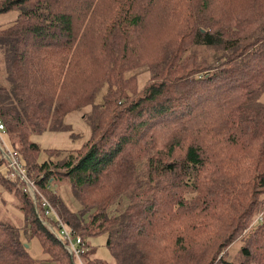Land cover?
Returning a JSON list of instances; mask_svg holds the SVG:
<instances>
[{"label":"trees","instance_id":"16d2710c","mask_svg":"<svg viewBox=\"0 0 264 264\" xmlns=\"http://www.w3.org/2000/svg\"><path fill=\"white\" fill-rule=\"evenodd\" d=\"M11 9L0 28L7 143L84 238L85 264H264V0H0ZM87 105L82 145L39 157L31 135L70 129L65 115ZM15 179L0 192L23 222L0 218V264H78ZM100 232L112 263L89 252Z\"/></svg>","mask_w":264,"mask_h":264},{"label":"rangeland","instance_id":"374dc122","mask_svg":"<svg viewBox=\"0 0 264 264\" xmlns=\"http://www.w3.org/2000/svg\"><path fill=\"white\" fill-rule=\"evenodd\" d=\"M17 10L11 9L9 11L0 12V28L7 26L10 24L16 17ZM140 67L137 69L142 70ZM3 61L0 56V77H3ZM146 78V71H140L138 73V84H142L144 79ZM100 98V95L97 97ZM257 101L264 102V89L260 93V95L256 98ZM88 105L83 107L80 110H72L65 115V121L71 124V128L67 130L60 131H51L45 130L41 133L32 134L31 138L36 141L41 149L39 157H47L45 149H61L63 150L62 154L58 157H64L67 151L75 150L80 147L82 143L89 137L90 135V126L87 121L82 117V113L84 110L88 109ZM4 137L6 141L11 144L9 137L6 133H4ZM56 157V158H58ZM0 169L4 172L6 169L3 165L0 166ZM5 174V173H4ZM7 178H1L0 180V191L4 192L3 188L5 186L12 187L13 181L15 179L14 176L7 174ZM11 178V180H10ZM16 180V179H15ZM0 192V218L3 220H9L12 223L17 225H21L23 222V216L20 209L17 207V201L11 202L8 193ZM56 192L61 196L64 202L74 209L77 206L76 201L71 195L70 189L68 185L65 183L59 184V187L56 189ZM47 195V194H46ZM49 197V195H47ZM50 198V197H49ZM3 199H7V202L3 201ZM10 200V201H9ZM51 200V199H49ZM52 201V200H51ZM34 206V205H33ZM35 208V207H34ZM57 210V208L55 207ZM36 210V209H35ZM59 215L61 216L59 210H57ZM241 235L243 234V230H241ZM24 238V232H22ZM27 236V234H25ZM106 233L100 232L94 235H89L86 237V241L88 242L89 252L93 255L99 256L107 263H112L113 258L105 244L106 242ZM26 238V237H25ZM235 241H232L231 244L227 247V258L233 259L235 253L237 252L242 240L240 238H235ZM29 241V252L31 255L37 258H43L45 253L42 250V246L40 244L39 239L36 236H31L28 238ZM43 264H52L51 262H43Z\"/></svg>","mask_w":264,"mask_h":264},{"label":"built area","instance_id":"2783aa9c","mask_svg":"<svg viewBox=\"0 0 264 264\" xmlns=\"http://www.w3.org/2000/svg\"><path fill=\"white\" fill-rule=\"evenodd\" d=\"M5 125L0 118V152L4 159L3 167L7 174L18 177L22 182V190L27 192L33 203L37 216L52 230L64 244L65 248L78 264H85L83 253L86 249L84 238L67 227L63 217L59 215L55 206L38 186L35 178L30 177L22 166L16 149L10 147L4 137ZM259 219L262 214L257 216Z\"/></svg>","mask_w":264,"mask_h":264}]
</instances>
